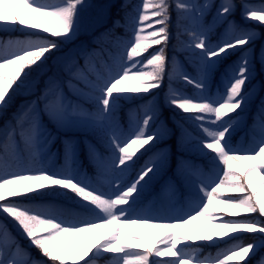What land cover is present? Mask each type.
I'll return each instance as SVG.
<instances>
[{"label":"snow or ice","instance_id":"snow-or-ice-1","mask_svg":"<svg viewBox=\"0 0 264 264\" xmlns=\"http://www.w3.org/2000/svg\"><path fill=\"white\" fill-rule=\"evenodd\" d=\"M238 6L246 24L255 21L264 27V2L241 0ZM95 7L90 0H0V30L25 34L24 38L0 39V116L7 113L21 90L28 89L33 72H44L53 59L57 69V74L45 81L43 96L29 101L0 127V213L16 229L14 235L8 223L0 221V264H97L98 258L108 255L111 264H229L244 261L249 253L254 257L256 250L264 247V99L253 118L252 144L234 147L232 136L256 99L254 44L259 34L230 19L236 0H220L219 4L213 0L129 4L126 0L119 6L124 10V24L115 20L109 33L125 27L128 35L115 38V51L107 52L100 67L90 62L95 50H82L79 57L57 55L62 44L71 43L86 27L87 14ZM213 9L215 15L206 23ZM173 11L178 50L187 54L192 71L167 54ZM221 24L227 28L213 44L210 35ZM182 35L188 39L180 40ZM232 52H239L240 59L213 92L217 65ZM258 63L264 69V45ZM59 74L67 79L62 82ZM166 77L165 102L182 118L177 124L181 145L194 142V150L207 157L209 171L197 167L188 178L187 209L173 205L169 211L176 215L161 218L147 214L150 210L141 206V196L167 164L168 154L154 153L134 177H126L139 158L152 152L169 132L153 91L163 86ZM65 86L75 100L65 94ZM189 86L191 95L185 91ZM148 94L153 100L141 105L142 117L124 132L117 120L120 102L145 99ZM85 104H91V109ZM49 126L53 130L76 129L86 137L82 142H62L64 163L59 169L49 166L54 155L49 146L56 141ZM88 135L97 138L107 156H101ZM82 147L87 148L101 179L90 181L81 175ZM69 194L79 209H69V215L55 205L29 206L14 199ZM242 214L248 215L237 218ZM200 219L206 221L203 230L193 224ZM213 221H220L212 225L217 231L208 227ZM129 225L159 229L160 238L135 236L125 231ZM103 228L108 232L98 239L84 237ZM241 232L260 235L245 244ZM65 237L70 241L67 246ZM125 237L134 243H127ZM21 238L28 241L27 248L21 245ZM221 243L226 247L215 256L201 255L203 247ZM33 248L39 257L32 256ZM258 264H264V258Z\"/></svg>","mask_w":264,"mask_h":264},{"label":"rangeland","instance_id":"rangeland-1","mask_svg":"<svg viewBox=\"0 0 264 264\" xmlns=\"http://www.w3.org/2000/svg\"><path fill=\"white\" fill-rule=\"evenodd\" d=\"M90 2L93 5H96L97 7L91 9L86 17V27L82 28L79 35L68 44H62L61 45V52L57 53V55H65L70 54L73 56L79 57V54L82 50H95L98 51V46L95 43V40L93 39V34L95 31L103 27L105 31H109V29H113V22L115 20H120L122 23V12L124 11L119 6L121 4H124L126 0H90ZM135 2V3H134ZM140 0H127V3L129 4H138ZM215 4H219L220 0H213ZM253 4H259L261 2H264V0H250ZM241 3V0H236L237 8L234 12V14L230 17L231 20H234L237 25H241L246 28L253 29L259 34V37L255 41L254 48L256 49V57H257V67H256V78L253 81L256 87V99L252 105L249 106L248 111L244 114L242 122L239 124V126L236 127V131L233 133L232 136V144L234 147H248L253 142V134H252V127H253V118L256 115L257 105L259 104L261 99H264V69H262L258 63V57H259V50L262 45H264V27H258V22H251L250 24H246L241 19V10L239 8V4ZM106 5H115V7H104ZM215 15L214 9L211 10L208 14V16L205 18L206 23H210L212 20V17ZM158 27V26H157ZM118 27L114 28L117 29ZM227 28V24H221L219 26H216L214 31L210 35V39L213 44H215L219 39H221L224 35V32ZM170 35L171 39L169 41L167 54L169 58L175 57L177 60L180 61L184 67H186L189 71H192V67L189 64V60L187 57V54L184 51L178 50V38H177V16L176 12H172V20L170 24ZM113 34H111L109 37H112ZM121 37V36H120ZM14 38V37H13ZM0 39H4L0 37ZM180 40H187V35H182L179 37ZM112 46H115V39L112 40L111 44ZM159 47V46H154ZM149 51H152L150 49ZM107 52L108 48H107ZM146 55V54H145ZM240 59V53L239 52H232L230 55H227L224 57V59L221 60L220 64L217 65V70L214 73L213 76V83H212V91H216V87L218 86L220 80L223 79L224 74L229 71L233 65ZM106 60V57L104 55L99 60V63ZM90 62L97 63L95 60L92 59ZM79 64L83 65L84 60L83 58H79ZM227 64V65H226ZM100 67V66H99ZM103 71V69H100ZM54 74H57V69L55 66V60H49L48 66L45 68L44 72L42 73H32V76L30 78V86L27 90H21L12 100L11 105L9 106L7 113L4 116H0V127H3L5 122L9 119H11L13 113H15L17 110L22 109L29 101H35L37 97L43 96V90L45 86V81L49 76H52ZM61 81H65L67 79L66 76L63 74H59ZM178 86V85H174ZM156 93L155 96V103L159 107L160 112V118L165 123L167 128L169 129L168 134L166 137L160 141L159 144H157L156 148L158 150L156 152H166L168 154V162L167 164L161 169V171L154 177V179L148 184V186L144 189V192L141 196V206L146 209L150 210L147 214L165 218L169 215H176V213L170 212L169 210L172 208L173 205H177L179 207H184L187 209L188 199L186 201L180 200L179 192L182 191L181 189L186 186V191L184 193L187 194L188 190V178H191L192 173L197 169V167L200 169V171L207 173L209 171L207 157L199 155L193 147L194 142H188L184 145H181L180 142V135L181 130L179 127H177L178 123H182L181 115L176 114L172 108H169L165 102V94L168 91V79L165 78L164 84L160 89L153 90ZM185 91L191 95L192 94V88L186 87ZM65 94L70 98L75 100L76 97L73 95L72 91L65 86L64 87ZM16 100V101H15ZM153 100V96L151 94H148L145 99H131V100H122L120 102L119 112L117 114V120L124 132H127L131 124L135 119L138 117H142L143 111L141 109V105L146 104L147 101ZM40 107H43V102H40ZM125 108V118L124 114L122 113V109ZM85 107H88L91 109V104H85ZM47 118V117H46ZM47 125V124H46ZM185 127L189 128V131H192L193 134H197L196 130L189 127L188 125H185ZM50 131H53V135L56 136V141L52 143L49 146V150L54 155L52 157H55L57 153V142L61 140V144L63 145V141L65 139H73L78 142H82L86 137L83 132H80L76 129H66V130H53L52 127H49ZM235 138H237L235 140ZM87 139L91 141L92 144L96 145L99 153L101 156H107V152L103 145L95 138L94 136L88 135ZM83 150L87 153L84 157L82 156ZM155 152V153H156ZM176 153L177 160H184V157H192L194 160H197V162H191L190 165H186L183 168L182 174L179 176V179L176 180L174 178V175L172 171H179L178 169H171L172 164V157ZM139 155V154H138ZM153 156V155H152ZM151 157V156H150ZM149 157V158H150ZM83 158H86L89 164L93 166L95 169V173L97 172V167L93 161L89 159L88 156V150L86 147H82L81 151L79 153V171H82L84 176H86L89 180H92L88 175V166L81 167V162ZM142 157L139 158L135 165V169L129 174L126 179H130L135 176L136 172L144 166V164L149 160V158L141 162ZM171 161V163H170ZM147 179V178H146ZM161 180H164L163 184L161 186H155V184ZM156 182V183H155ZM183 192V191H182ZM48 198L54 199V200H61V196H47ZM27 197H19L14 198L18 200H25ZM248 214H242L241 217L237 218H243V216ZM252 217L256 218V214H251ZM225 219L229 218L225 215ZM0 221H4L8 223L9 229L12 231V233L16 234V229L13 226V223L10 219H7L4 214L0 213ZM99 222V221H98ZM220 221H213L212 223L208 224V227L211 228L213 231H217L218 229L214 228L212 225L214 223H217ZM206 223L204 219H200L197 221H194V226L201 227L203 230V226ZM115 227V226H112ZM125 231L133 233L135 236L139 237H145L147 238L149 234H151L155 238H160L161 230L159 229H148L145 227H141L138 225H129L126 226ZM180 231H183L187 233L186 229H181ZM108 232L107 228L103 229H97L94 233L91 234H84V237H87L91 235L94 239H98L100 236L104 235ZM235 235V234H230ZM260 234L259 233H247V232H241L242 241L243 243L247 244L252 242L254 239H256ZM19 238V237H18ZM126 240L127 243H134L132 240H128L126 237L123 238ZM223 240H228V237H224ZM69 238L65 237L63 244L67 246L69 244ZM21 245H23L25 248L28 247V241L25 239H20ZM77 245L79 246L81 244V240L78 238L76 240ZM197 244L204 243V242H196ZM226 247L223 243H221L217 247H203L201 249V255L203 256H215L216 253L220 248ZM214 250V252H212ZM33 257H39V253L33 248L30 249ZM102 258V257H101ZM261 258H264V247H260L256 250V255L253 257L251 253H249V256L245 258L244 261H232L229 262V264H258V261L261 260ZM160 259H167V258H160ZM83 264V262H81ZM206 264H210L209 262H206Z\"/></svg>","mask_w":264,"mask_h":264},{"label":"trees","instance_id":"trees-1","mask_svg":"<svg viewBox=\"0 0 264 264\" xmlns=\"http://www.w3.org/2000/svg\"><path fill=\"white\" fill-rule=\"evenodd\" d=\"M122 15L124 17V11L122 12ZM122 22L124 23V20ZM114 32H115V35L112 38L109 37V34L106 37H104V38H106V41H107L106 45L108 46L109 49L113 50V52L115 50V47H112L110 45L111 40L115 39L116 37H118L119 34L124 35V37H126L128 35L126 29H124L122 27H119L117 29V31H114ZM104 33H107V32H101V31L97 32L95 34L97 36L96 39L97 40L100 39L102 37V34H104ZM0 37H3L4 39H7L9 37L24 38L25 34L23 32H20V31H13V33H12L10 31L6 32V31L0 30ZM105 48H106L105 47V43H101L100 49H99L100 51L98 53H96L95 55H93V57L96 58V59H99L100 56H101L99 53L100 52L103 53ZM153 150H155V149H153ZM151 154H152V152H149V153L145 154L144 156H142L141 159H145L146 157L151 156ZM56 159L58 160L59 164L57 162H55V159H52L51 163H49V166L50 167H54V166H56L58 164V167L56 169H59V168H61L63 166V163H64L63 154L62 153L58 154ZM191 159L192 158L188 159V157H184V160L180 161V160H177L176 157H173L172 158L171 168L176 169V168H178V165H180V164H188V163H190ZM49 162H50V159H49ZM90 168L92 169V167H90ZM94 175H95L94 181H96L97 180L96 176L98 177V175L97 174H94ZM160 184H161V182L158 183V185H160ZM21 202L24 203L25 205H29V206L55 205V206H57L58 210H63L65 212V214H70L68 212L69 209L79 210V209L75 208L74 202L71 199V194H69V196H63L61 201L57 200L56 202H54L53 199H50V198H48L46 196L45 197H37L36 199H33V200H27V201H21ZM110 263H111V257L110 256H105V257L97 260V264H110Z\"/></svg>","mask_w":264,"mask_h":264}]
</instances>
